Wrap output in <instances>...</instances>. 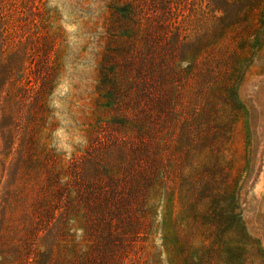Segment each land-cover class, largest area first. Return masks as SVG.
Instances as JSON below:
<instances>
[{
    "label": "rangeland",
    "instance_id": "374dc122",
    "mask_svg": "<svg viewBox=\"0 0 264 264\" xmlns=\"http://www.w3.org/2000/svg\"><path fill=\"white\" fill-rule=\"evenodd\" d=\"M0 9L28 54L0 94V201L34 162L32 243L56 240L17 264H264V0Z\"/></svg>",
    "mask_w": 264,
    "mask_h": 264
},
{
    "label": "trees",
    "instance_id": "16d2710c",
    "mask_svg": "<svg viewBox=\"0 0 264 264\" xmlns=\"http://www.w3.org/2000/svg\"><path fill=\"white\" fill-rule=\"evenodd\" d=\"M4 21V14L0 9V94L14 75L24 72V64L15 62L14 57L11 56L21 54L22 58L28 57L27 52H20L17 49L18 42L15 41L10 30L12 26ZM20 81H23V78ZM33 163L31 160L18 162V170L22 169L24 173L15 177L16 179L8 187V198L3 197L0 201V264H17L21 254L20 244L27 247L29 245L30 249L39 248L36 252L40 256L53 254L54 251V235L42 240L39 246H34L32 243V238L39 236V230L36 231L37 225L44 223L45 216L48 219L50 217V206H47L42 199H37V197L42 198L41 192L44 193L45 187L50 186L43 184L36 174L31 173ZM52 180L51 182L56 184V187L53 186L55 196L67 200L66 192L59 186L60 178L55 176ZM41 249L43 251H40ZM9 250L12 255L5 253ZM44 264H47V261Z\"/></svg>",
    "mask_w": 264,
    "mask_h": 264
}]
</instances>
